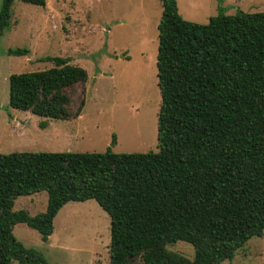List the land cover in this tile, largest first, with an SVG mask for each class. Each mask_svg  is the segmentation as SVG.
I'll return each instance as SVG.
<instances>
[{"label":"trees","instance_id":"trees-1","mask_svg":"<svg viewBox=\"0 0 264 264\" xmlns=\"http://www.w3.org/2000/svg\"><path fill=\"white\" fill-rule=\"evenodd\" d=\"M13 2L3 0L0 37ZM161 2L158 152L0 153V264H49L17 240L15 226L48 243L63 207L89 200L111 218L110 264H222L264 237V12H221L198 24L177 0ZM42 60L54 66L10 76L11 108L45 119L42 128L78 119L87 71L67 57ZM44 191L45 212L15 210L19 197ZM177 242L191 244L194 259L168 250Z\"/></svg>","mask_w":264,"mask_h":264},{"label":"rangeland","instance_id":"rangeland-1","mask_svg":"<svg viewBox=\"0 0 264 264\" xmlns=\"http://www.w3.org/2000/svg\"><path fill=\"white\" fill-rule=\"evenodd\" d=\"M188 21L207 24L221 12H264V0H177ZM40 7L14 0L9 26L0 37V153L74 152L116 154L158 152V26L161 0H46ZM3 0H0V12ZM28 49L25 56L8 54ZM46 57H67L88 73L86 106L78 119L49 120L10 106V76L52 68ZM82 87L76 89V99ZM72 94V91H69ZM78 103L73 105L76 108ZM46 191L16 200L15 210L32 216L46 211ZM45 243L18 224L14 234L49 264H110L111 218L96 200L70 202ZM168 250L194 259L186 242ZM13 264H18L16 261ZM222 264H264V237H253Z\"/></svg>","mask_w":264,"mask_h":264},{"label":"crops","instance_id":"crops-1","mask_svg":"<svg viewBox=\"0 0 264 264\" xmlns=\"http://www.w3.org/2000/svg\"><path fill=\"white\" fill-rule=\"evenodd\" d=\"M54 234V233H53ZM50 241V240H49Z\"/></svg>","mask_w":264,"mask_h":264}]
</instances>
